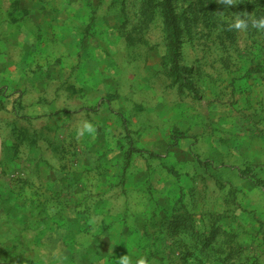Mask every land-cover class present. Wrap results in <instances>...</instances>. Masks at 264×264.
Instances as JSON below:
<instances>
[{"label": "rangeland", "instance_id": "obj_1", "mask_svg": "<svg viewBox=\"0 0 264 264\" xmlns=\"http://www.w3.org/2000/svg\"><path fill=\"white\" fill-rule=\"evenodd\" d=\"M162 1L0 0V26L14 33L76 7L86 38L132 66L155 130L116 139L124 157L111 163V189L125 201L115 191L105 205L101 189L72 205V185L49 175L60 158L76 165L81 138L18 120L2 132L0 120V264H121L126 254L132 264H264V29L252 26L264 0H171L175 61ZM238 19L248 27H232ZM5 97L0 82V114H16ZM47 144L72 149L60 157Z\"/></svg>", "mask_w": 264, "mask_h": 264}, {"label": "crops", "instance_id": "obj_2", "mask_svg": "<svg viewBox=\"0 0 264 264\" xmlns=\"http://www.w3.org/2000/svg\"><path fill=\"white\" fill-rule=\"evenodd\" d=\"M55 10L50 22L42 23L36 34L32 27L14 33L9 21L0 26V82L7 109L13 103L17 106L16 114H0L2 132L12 131L11 123L18 120L24 131L33 122L36 132L81 138L76 165L60 158L49 175L50 182L66 189L72 185L65 197L72 205L102 189L106 205L119 190L111 189V163L124 157L116 142L118 135L155 132L153 120L146 116V103L134 97L137 89L132 85V66L119 64L113 58L117 54L108 55L100 48V40L92 43L86 38V23L76 7L68 4ZM31 33L34 35L28 37ZM85 122L95 125L94 134L80 131ZM46 147L62 156L72 149L61 144ZM119 197L126 200L124 194Z\"/></svg>", "mask_w": 264, "mask_h": 264}, {"label": "trees", "instance_id": "obj_3", "mask_svg": "<svg viewBox=\"0 0 264 264\" xmlns=\"http://www.w3.org/2000/svg\"><path fill=\"white\" fill-rule=\"evenodd\" d=\"M162 5L165 14V30L167 33L169 57L172 61H175L179 52L180 28L178 26L177 16L173 11L171 0H163Z\"/></svg>", "mask_w": 264, "mask_h": 264}, {"label": "clouds", "instance_id": "obj_4", "mask_svg": "<svg viewBox=\"0 0 264 264\" xmlns=\"http://www.w3.org/2000/svg\"><path fill=\"white\" fill-rule=\"evenodd\" d=\"M252 26L259 29H264V18L252 21ZM232 27H234L235 29H246L248 27V24L244 19H238L234 22ZM95 130V125L92 122H85L83 128L80 131L94 134ZM121 264H132V260L126 254L122 257ZM136 264H150V261L147 258L142 257L136 260Z\"/></svg>", "mask_w": 264, "mask_h": 264}]
</instances>
